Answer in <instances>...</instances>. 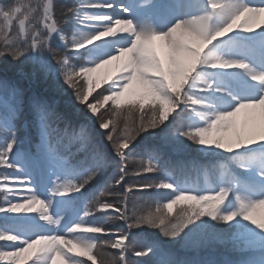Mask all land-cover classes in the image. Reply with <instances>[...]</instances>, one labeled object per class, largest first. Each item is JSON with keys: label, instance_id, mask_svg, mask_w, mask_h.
<instances>
[{"label": "snow or ice", "instance_id": "snow-or-ice-1", "mask_svg": "<svg viewBox=\"0 0 264 264\" xmlns=\"http://www.w3.org/2000/svg\"><path fill=\"white\" fill-rule=\"evenodd\" d=\"M156 7L155 0L140 5ZM69 11L74 16L70 34L58 25L53 0L42 5L30 0L0 4V88L12 98L0 116V128L6 133L0 140V168L12 170L0 175V190L6 193L0 201V241L11 249L0 250V261L11 258L20 264V257L38 244L31 264H57V258L63 264H85L78 259L82 256L95 262L91 253L98 249L96 255H102L105 246L118 250L119 257L102 264H134L127 259L129 250L136 257L158 251L130 231L105 227L104 218H118L129 230L155 228L171 239L231 234L237 248L259 254L242 264H264V219L253 216L264 208V25L255 28L264 16V0H171L166 6V30L152 26L151 12L138 20L131 7L114 0H77ZM117 12L126 15L116 18ZM38 23L46 35L37 29ZM53 36L74 51L76 59L86 58L84 62L77 66L69 56L55 52L50 46ZM257 46L258 59L252 55ZM121 58L125 60L119 74L89 102L90 74ZM76 77H86L87 86L78 88ZM41 81H50L60 91L66 85L73 89L72 106L78 116L83 106V119L74 123L57 111L54 101L34 90ZM126 94L131 98L125 107L121 98ZM109 101L113 107L101 114ZM25 104L34 113L39 143L33 145L34 151L21 152L23 141L15 120ZM257 119L259 130L254 126ZM93 121L98 125L95 132ZM53 123L65 127L52 128ZM50 130L57 133L66 155L49 143ZM143 133L182 147L195 145L210 157L222 156L240 173L221 163L219 183L207 194L174 179L125 185L126 161ZM73 142L79 145L75 153ZM77 154L75 160L70 158ZM117 158L120 175L114 185L123 187V193L110 190L113 181H109L78 209L85 190L103 180ZM155 172L164 169L153 154L133 175ZM11 184L20 187L10 188ZM153 189L170 190L168 202L155 212L130 217L128 194ZM105 195L121 197L125 203L101 200ZM181 202L187 203L172 219L173 207Z\"/></svg>", "mask_w": 264, "mask_h": 264}, {"label": "rangeland", "instance_id": "rangeland-1", "mask_svg": "<svg viewBox=\"0 0 264 264\" xmlns=\"http://www.w3.org/2000/svg\"><path fill=\"white\" fill-rule=\"evenodd\" d=\"M54 1L53 0V5H54ZM68 2H72V3H75V5L77 4V0H67ZM124 1L123 4H127L129 7L132 8V12H133V15L137 17V19H142L143 17L149 15V12H151L153 14V19H152V26L155 27L157 30H166L167 28V24H166V6L171 2L169 0H163L164 2H161V3H157L158 5V8L157 10L159 11H153V9H141L140 8V5H142L143 3V0H122ZM157 1V0H155ZM14 2V0H13ZM31 2V0H30ZM44 2V0H43ZM115 3H119L117 0H114ZM135 2H137V4H135ZM256 2H258V0H256ZM71 3V4H72ZM160 4V5H159ZM72 8V7H71ZM55 11V10H54ZM107 13L111 14V12H109L108 10H106ZM70 14L71 12L69 10H66L65 11V14ZM70 15H72V21L69 20V27L67 28L66 27V21H62V23L58 20L59 22V25L64 28L65 32L70 34V32L72 31V27H73V21H74V16L73 14L71 13ZM69 15V18L71 17ZM126 14L124 13H117L116 14V18H120V17H123L125 16ZM261 19H263V21L261 23L257 22V24L255 25V28L256 30H259L260 26L261 25H264V16L261 17ZM239 23V22H238ZM37 29L40 30L41 32H44L46 34V30L43 29V25L38 23L36 25ZM141 27H144V24L142 23L141 24ZM253 35H256V34H253ZM23 44V42H21ZM50 46L51 48L57 52L60 56H63V55H67L70 57V60L73 64L75 65H79L81 63L84 62V60L86 58H81V59H76L75 58V52L72 51V50H68L66 49L64 46H63V43L59 40L58 37L56 36H53V38L51 39L50 41ZM91 47V46H89ZM259 49V47L257 46L255 49H253V52H252V55H254L255 57H257V50ZM86 51L85 49H81L79 50V52H84ZM124 60L125 58H121L120 60H115V61H112L110 64H105L103 65L102 67L100 68H97L95 72L91 73V78H92V82H93V92H92V95L89 97V102H92L94 97L96 95H98V91L100 92H103L106 88H108L111 84V82L116 78V76L119 74V68L122 67L123 63H124ZM54 62V61H53ZM26 67H31L30 65L26 66ZM86 77L84 78H81V77H76V81L77 82V87L79 88L80 85H85V87L87 86L86 84ZM107 81V82H106ZM41 84V89L45 92H47L48 94L45 95L46 98H50V102H53L54 101V105H58L59 106H63V108L65 109H68L70 110L71 114H72V117L74 120H82L83 119V112H84V109H83V106H79L80 107V115L78 116L77 113H76V109L72 106V103L74 101V97H73V89H71L70 87H68L67 85L65 86V90L64 91H60L58 89L55 88V86L49 81L47 83L41 81L40 82ZM98 85V86H97ZM134 87H139L138 85H134ZM131 97L126 94L125 97H122L121 98V102L122 104H126V101L128 99H130ZM9 103L11 104L12 103V98L9 94L8 97H4L3 95H0V116H3V114L7 111V108L5 107V103ZM111 104H113L111 101H109ZM107 106V105H106ZM105 106V107H106ZM103 107V108H105ZM110 107V104L108 103V108ZM101 108V109H103ZM106 109V108H105ZM259 110H257V113H258ZM105 113V112H104ZM242 117H243V114L240 115V117H238V120H242ZM121 121L123 122V119H121ZM94 124H96L94 121H93ZM96 126V125H95ZM257 130H259L260 128V121L259 119L256 120L255 122V125ZM97 127V126H96ZM123 128V123H121V129ZM93 127V131L95 132L97 129H95ZM4 133V131L2 130V128H0V134ZM145 135H148L147 133H143L141 134V138L139 139L140 142L137 143V147H136V150L137 149H140L141 147L143 146H146L148 144H155V143H158L159 141V136H148V138L145 137ZM215 135V134H214ZM1 139H3V136L0 137ZM50 143V142H49ZM51 144V143H50ZM169 144L173 145V147L178 151H181V154H186V150L187 148H190L192 147L193 145H191L190 147H182V146H178L176 144H173L171 142H169ZM53 146V144H51ZM54 147V146H53ZM194 147V146H193ZM196 146H195V150H196ZM135 150V151H136ZM193 149L190 150V152L192 151ZM15 151V149H14ZM198 151V150H197ZM188 152V153H190ZM187 155H191V154H187ZM198 157L201 156V158H203L204 160H209V161H212L214 159H220V158H223L222 156H214V157H210V156H207L206 154H202L201 152L198 151ZM131 158H129V161H130ZM127 161V163L129 162ZM133 171L130 172V174L132 175V173H134L136 171L137 168H141V162L140 161H135L133 163ZM53 167L55 168V162H53ZM8 174H12V170L11 171H8L7 172ZM18 175V173H17ZM10 188H19L20 185H17V184H11L9 185ZM205 194H207L205 192ZM43 198V197H42ZM9 199H12V196L9 195ZM157 208V207H156ZM149 209L150 211H147V213L149 212H155V210H152L153 209V206H149ZM137 210V209H136ZM173 211V209H172ZM165 214H167L165 211H163ZM138 213H139V210H138ZM173 214V213H172ZM171 214V215H172ZM2 215V214H0ZM28 215H34L33 214H28ZM253 216L256 220H262L264 219V208H258L256 209V211L253 213ZM145 229V227H142ZM154 229V228H153ZM156 231V229H154ZM208 236L205 237L206 234H200L198 235L197 237L189 240L191 241V244L194 246V247H197L199 246L198 243H200L201 240H203L204 242L208 241L207 243L209 242H212V240H218L219 242H222L223 240V237L227 236L228 240H233L232 236H228V235H224L223 233L221 234H213V233H207ZM224 235V236H223ZM221 237V238H220ZM171 240V238H170ZM186 241L188 239H185ZM0 242H3V241H0ZM5 243V242H3ZM41 247V245H35L32 249H30L28 252L24 253L23 256L20 257V264H29L31 263V259L36 255V252L37 250ZM193 247V248H194ZM191 248V249H193ZM207 248V246L205 247ZM0 250H11V249H7V248H2ZM115 251V249H113ZM112 250V251H113ZM240 250L243 252H246V253H239L237 255H235V257L233 256V259H236V264H242L243 261L245 260H249V259H255V258H258V255L257 253L254 254V255H248V254H252V253H248L250 251H247V250H243L242 248H240ZM80 251V249H77V252ZM245 254V256L242 258V256ZM117 255V254H116ZM242 255V256H241ZM223 256H226V258H230L228 257L226 254L223 255ZM87 257V256H86ZM118 257V256H117ZM150 258H153L152 255H150ZM0 264H15V262L11 259V258H5L4 261H0ZM57 264H63V262L57 258Z\"/></svg>", "mask_w": 264, "mask_h": 264}, {"label": "trees", "instance_id": "trees-1", "mask_svg": "<svg viewBox=\"0 0 264 264\" xmlns=\"http://www.w3.org/2000/svg\"><path fill=\"white\" fill-rule=\"evenodd\" d=\"M31 3L33 5H36V4H41L42 5L43 0H31ZM54 10H55V16H57V18L61 22L63 20L67 21V17L66 16L70 15L69 13L65 14V11L69 10V7L67 6V4H65L63 1L59 0L56 3H54ZM42 11H43V9H42V6H41L40 8L37 9V14L38 15L42 14ZM0 46H2V42H0ZM22 46H23V44H22ZM10 75H11V73H10ZM34 90L37 91V92L42 93L41 92V84L40 83L36 84L34 86ZM0 91L4 92L2 88H0ZM98 92L100 93V91H98ZM109 104H110L109 108L113 107V104H111L110 102H109ZM26 105L27 104H25L24 108L22 109L23 112H22L21 118L15 120L16 121V127H17L19 133L23 132L21 130V126H22V124L25 121L27 123H29V126H28L29 127V131L34 132L37 129L35 118L31 117V113L28 112V113H26L27 117H22L23 113H24V109L26 108ZM125 107H126V105H125ZM105 108L100 109V113L101 114H106L107 113L108 105ZM146 108H147V106H146ZM124 110H125V108L121 109L122 112ZM57 111H59V110H57ZM69 113H71V112L69 111ZM121 123H123V122L121 121ZM58 126L61 127V124L58 125ZM62 127H65V126H62ZM91 127H92V129H93V127L95 129H97L98 125L94 124L92 122ZM68 132L71 134L73 132V129L69 128ZM148 136L149 135H145L146 138H148ZM140 138L141 137H137L136 141H134L133 143L134 144L139 143L140 142V140H139ZM67 139H68V137L65 138V141H67ZM105 142L107 143V145L110 148L111 147L110 144L107 141H105ZM160 145H162L165 148L166 152L158 153V148L160 147ZM72 146H73V144H72ZM193 146L190 147V148H187V150H186L187 153L186 154H184V153L181 154V151H179V150L177 151L173 147V145L169 144L168 141H165V140L159 138L158 143L148 144L145 147L150 149L149 151H152L156 156L159 157V159H161V161L165 160L167 158V156H169L170 154H173L174 160L171 163L170 167H168V173H173L174 171H176L177 167L180 166V164H176V161H181L182 157H183V159H185L187 157V154H191V156L198 155L197 149L195 150V145H193ZM74 148L76 149V148H78V146L75 145V146H73V149ZM191 149H193V150L190 152ZM137 151H140V150L137 149L136 152ZM188 152H190V153H188ZM178 156H181V157L178 158ZM159 159H158V161H160ZM118 163H119V161L117 159V162L115 164L110 165L105 170L104 179L103 180H99V181H102L104 184H107L109 181H113L112 189H110V190H115V191H118L120 193H123L124 189L122 187H120L119 189H116L115 185H114V180L118 179L119 175H120L119 169H118ZM130 169H133V166H132L131 163L128 164V173H129ZM158 174H160V173L159 172H155V175H158ZM96 183H98V182H96ZM169 191L170 190H168V191H166V190L162 191L161 190V193H160V191H155V189H153V190H151V191H149L147 193H145L146 191H144V192H136L133 195L132 200H129L126 203L127 208H128V215L131 217V216H133V214H135L137 216L147 214V211H150L149 206H153L152 210H155L156 207L158 206V203L156 202V199L162 197L164 200L166 199V201H167L169 198H166V197L167 196L169 197ZM2 195H3V192H2V190H0V201L2 199ZM103 200H107V201L115 200L118 203H123V200H122L121 197L110 196V195L103 196ZM181 209H182V206L181 207L177 206V209H175V211H172L173 214L171 213L172 214L171 218L175 219L176 216L181 212ZM138 210H139V213H138ZM162 211H165L167 213V209H162ZM122 222L123 221L118 219V218H112V219L104 218L105 227L111 228V229H118L121 232H122V229H123L122 228ZM139 229H144V228H133V233H135ZM145 229L147 231H149L152 235L157 236V237L161 236V238H163L165 241H168L169 243L173 244L170 247V249H172L171 251L167 247V249L169 250V251L166 252L167 255H171L172 253L173 254L175 253L177 256H179V254L181 252H188V254L186 255L187 259L185 261H200L201 260L200 257L196 256L195 254L204 255V254L208 253L211 249L212 250H221L222 253H224V252L231 253V252H228V251H233V246H232L233 245V240H228L227 241V239H226V238H228L227 236L223 237V239H225V240H223L222 242H219L216 239L212 240V242H209V243H207L208 241L204 242L203 240H201L200 243H198L199 246L194 247L193 245H188V243H187V241L185 239L176 238V239H171L170 240V238L164 237L160 233L159 229H156V231L154 230L155 228L153 229V228L145 227ZM218 234H221V233H218ZM181 235H183V234H181ZM226 235L230 236L231 234H226ZM207 236H208V234L205 235V237H207ZM133 237H135V236H133ZM105 239H110V238L106 237ZM206 246H207V248H205ZM1 247L2 246L0 245V249H1ZM189 248H193V249H189ZM112 250L113 249L111 247L105 246L103 248L102 255H96V253L98 251V249H96L94 251V256H96L97 264H102V261L110 262L113 258H118L117 257L118 256L117 252L114 251V250L112 251ZM85 264H93V263L85 262ZM136 264H142V263L138 262Z\"/></svg>", "mask_w": 264, "mask_h": 264}, {"label": "bare ground", "instance_id": "bare-ground-1", "mask_svg": "<svg viewBox=\"0 0 264 264\" xmlns=\"http://www.w3.org/2000/svg\"><path fill=\"white\" fill-rule=\"evenodd\" d=\"M108 11H109V12H112L111 9H109ZM117 13H119V12H117ZM262 21H263V19H260L258 22L261 23ZM158 43H159V42H158ZM41 92H42L44 95H47V94H48L47 92L43 91L42 89H41ZM58 110H59V112H63V113L69 118V119H72V120L74 121V123L78 121V120H74L73 118L69 117V115H70L69 111H66V109L63 108L62 105L58 107Z\"/></svg>", "mask_w": 264, "mask_h": 264}]
</instances>
